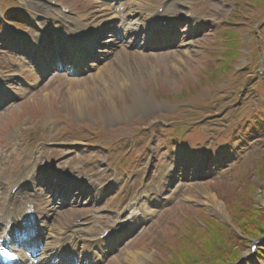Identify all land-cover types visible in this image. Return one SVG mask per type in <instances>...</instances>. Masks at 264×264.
Here are the masks:
<instances>
[{
	"label": "rangeland",
	"instance_id": "374dc122",
	"mask_svg": "<svg viewBox=\"0 0 264 264\" xmlns=\"http://www.w3.org/2000/svg\"><path fill=\"white\" fill-rule=\"evenodd\" d=\"M60 1L66 6L78 5L86 21L100 28L109 18L116 26L125 20L141 23L145 13L163 0H121L119 13L102 9L103 0ZM47 2L0 0V11L22 5L36 15L39 24L52 27L56 20L52 14H37L40 7L49 6ZM180 8L173 6L171 14L188 11L191 18L183 15L175 23L168 39L175 38L168 45L148 50L142 38L127 36L125 41L132 38L136 44L125 54L118 53L121 43L115 39L108 58L87 67L79 61L82 66L78 68L71 64L65 68V57L59 66L45 62L41 57L51 58L50 53L57 51L52 44L45 43L39 54L21 48V41L4 35L6 27L0 23V72L5 75L0 97L11 101L7 110L0 109V175L6 173L15 184L38 169V192L53 204L63 205L61 217L47 222L57 230L79 220L77 229L86 241L134 211L146 215L140 223L143 227L128 233L98 264L176 263L171 250H180L178 238L185 226L192 228L197 223L202 229L208 221L236 231L235 210L226 198L235 202L234 209L240 196L247 198L256 211L264 213V111H257L264 107V80L257 84L254 77L258 63L255 45L259 52L264 51L256 20L264 18V1L251 5L248 0H185ZM234 17L240 24L231 28L227 22ZM16 25L38 44L35 28L18 21ZM223 29L247 34L242 58L236 62L238 75L224 81L225 85H205L191 103V93L184 87L219 65L220 60L210 59L209 53L218 49L220 37H216ZM178 31H182L180 36ZM155 34V40L165 43L161 40L164 34ZM32 59L37 60L36 67ZM38 62L42 63L37 66ZM240 80L247 85L243 87ZM185 93L191 98L183 101ZM159 119L158 125H152ZM182 124L185 127L179 129ZM180 132L184 135L180 141L168 143ZM246 133V139L240 140V134L244 138ZM165 150L174 158L175 167L159 165L165 161ZM159 166L165 172L168 166L174 169L168 185L154 194L149 188L158 185L155 168ZM52 169H59L69 181L62 185L53 181L48 177ZM89 184L97 188L91 195ZM239 248L242 264H262L257 257L247 256L248 244ZM133 254L135 259L130 258Z\"/></svg>",
	"mask_w": 264,
	"mask_h": 264
},
{
	"label": "bare ground",
	"instance_id": "6f19581e",
	"mask_svg": "<svg viewBox=\"0 0 264 264\" xmlns=\"http://www.w3.org/2000/svg\"><path fill=\"white\" fill-rule=\"evenodd\" d=\"M171 5H174V4H171ZM102 9L110 10L109 8L107 9L106 6L103 7ZM37 12L45 13L47 15H48V13L52 14L56 20L63 23L68 28L74 26V23L70 21L71 19L67 15L62 14L56 8L48 6L44 9V8L40 7L39 11L37 10ZM181 15L182 14L179 13L177 15V17H180ZM136 21L137 22H136L134 27H126L125 26V28L123 29L125 35L123 34V36L116 37L117 39H119V41H121V40L124 41L119 45L120 50L118 51V53L121 52V53L126 54L130 50V47L134 44L135 41L132 38H130L131 41H125L124 40V38L127 35H128V37H130V36L134 37L135 36L136 38H142L144 40V42L147 43V41L149 39H151L152 37L155 36V31H158L152 25L150 18L144 19L143 22H141V23L138 20H136ZM80 29H82V28L80 27ZM100 29H101V27H100ZM95 31H97V30H95ZM108 38L104 41V44L107 46H108V44H110V45L114 44L113 40L108 39ZM154 43L156 45L159 43V41L155 40ZM81 45L82 44H76L74 46L68 47L70 50L69 56H71V57L73 55L84 56L86 53L85 51H89V50H87V47H85V46L83 49ZM161 45L162 44H159V46H161ZM88 48H89V46H88ZM102 51H104V50L102 49ZM91 65H94V64H91ZM86 66H89V64ZM53 179H54V181H57L56 178H53ZM35 194L37 196H39V198H37L36 201L33 200L31 204H30V202L28 203V201H27L28 199L25 201L22 200L23 204H25L23 207H19V208L14 207L13 209L12 208L10 209L8 214L3 213V212L0 214V230H1L0 232H2L4 230L7 231V230L13 228L14 230L19 231L18 233L23 235V233H25L24 231L36 232L37 228H40L38 230L42 232L47 226V228L49 229V232H50V235H49L50 240L45 242L42 253L38 257L39 261H37L36 263H38V264H73V261L67 257V253H68V249H69L67 242H71L72 239H74V236L71 234V233H73V231H71V233H68L67 230L65 229L66 226L71 225V224L65 225V227L62 228V230L61 229L56 230V228L51 223L49 225L45 224L47 219L53 221V219L56 220L58 217H61L60 216V214L62 213L61 207L63 205L53 204V202L51 201V198L44 197V196H46V194L43 195L41 192L37 193V191H35ZM24 198H26V196L21 197V199H24ZM26 204L30 205L28 208V211L25 210V207L27 206ZM6 206L9 207L8 205H6ZM6 206H5V202H4V209H7ZM29 214L34 215V218L33 217H31V218L33 221H36L35 224L32 222L33 225H32L31 229L27 228L25 225L22 224V222H28L29 221V219L27 217V215H29ZM18 227L22 228V231L18 230L19 229ZM23 229H24V231H23ZM55 230L57 231L56 235H54ZM22 240H24V239H22ZM5 241L7 242V240H5ZM102 243L103 242H101L100 239L94 240V244H93L94 248L95 249L100 248ZM82 248H83L82 257L85 261L82 262L81 264H95L93 259H91L92 255L90 253H88V251H87L89 249V245L87 244V246H83ZM86 248H87V250H86ZM134 255L135 254L131 255L130 258H132ZM135 257H133V259H135Z\"/></svg>",
	"mask_w": 264,
	"mask_h": 264
},
{
	"label": "trees",
	"instance_id": "16d2710c",
	"mask_svg": "<svg viewBox=\"0 0 264 264\" xmlns=\"http://www.w3.org/2000/svg\"><path fill=\"white\" fill-rule=\"evenodd\" d=\"M229 35L231 33L226 36ZM234 39L235 33L230 38L233 47L237 45V41H234ZM231 56L233 58V55ZM197 89H199L198 83L190 84L187 88L191 94ZM186 96L190 95L185 93L181 98ZM226 199L229 205L233 207V210H235L233 211V224L240 230L244 237V242L264 232V213L256 211L249 199H243L240 196L236 202L235 209L232 204L235 202L231 201V199ZM216 223L218 222L210 223L204 221L205 227L202 229H198L197 223L192 228L186 227L185 232L178 238L179 247L177 248L180 250H171L176 256L177 264H229L238 259L240 249L236 247L233 249V247L240 240L227 227L219 223L218 225L222 226V228H218ZM189 239L190 242L188 241ZM190 245H192L191 248L189 247ZM195 253L196 256H194Z\"/></svg>",
	"mask_w": 264,
	"mask_h": 264
}]
</instances>
